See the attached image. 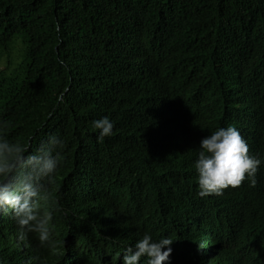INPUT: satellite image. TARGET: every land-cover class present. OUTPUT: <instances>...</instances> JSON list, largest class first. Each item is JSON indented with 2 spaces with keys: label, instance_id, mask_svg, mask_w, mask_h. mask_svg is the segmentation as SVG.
<instances>
[{
  "label": "trees",
  "instance_id": "obj_1",
  "mask_svg": "<svg viewBox=\"0 0 264 264\" xmlns=\"http://www.w3.org/2000/svg\"><path fill=\"white\" fill-rule=\"evenodd\" d=\"M3 59L5 134L65 148L56 246L19 244L0 211V264H123L146 231L175 240L170 264H264V165L218 197L199 196L193 167L229 125L264 159V0H0ZM104 116L115 128L98 143Z\"/></svg>",
  "mask_w": 264,
  "mask_h": 264
},
{
  "label": "clouds",
  "instance_id": "obj_2",
  "mask_svg": "<svg viewBox=\"0 0 264 264\" xmlns=\"http://www.w3.org/2000/svg\"><path fill=\"white\" fill-rule=\"evenodd\" d=\"M8 126V121L0 120V211L19 226V244L35 237L41 248H53V214L48 206L55 177L64 163L65 141L58 134H49L31 150L5 134ZM91 127L98 133L97 142L103 143L113 135L115 123L104 116L93 120ZM209 133L200 140L193 164L199 196H222L225 189L237 188L245 180L255 187L264 159L249 153L237 127H218ZM174 242L171 235L154 238L146 231L123 249V264H170ZM207 260L219 264L222 257L212 254Z\"/></svg>",
  "mask_w": 264,
  "mask_h": 264
},
{
  "label": "rangeland",
  "instance_id": "obj_3",
  "mask_svg": "<svg viewBox=\"0 0 264 264\" xmlns=\"http://www.w3.org/2000/svg\"><path fill=\"white\" fill-rule=\"evenodd\" d=\"M20 49H21L20 43H16L15 50L13 51V54H12L14 62L18 61V56H19ZM6 66H7L6 60L5 59L1 60V62H0V70L4 69Z\"/></svg>",
  "mask_w": 264,
  "mask_h": 264
}]
</instances>
